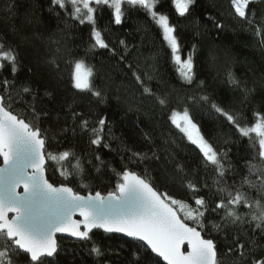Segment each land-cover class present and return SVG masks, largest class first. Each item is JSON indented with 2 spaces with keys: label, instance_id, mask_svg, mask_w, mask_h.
I'll return each mask as SVG.
<instances>
[{
  "label": "trees",
  "instance_id": "16d2710c",
  "mask_svg": "<svg viewBox=\"0 0 264 264\" xmlns=\"http://www.w3.org/2000/svg\"><path fill=\"white\" fill-rule=\"evenodd\" d=\"M250 8L258 14L264 13V3L257 2ZM52 9L50 0H0V45L3 46L0 51L14 50L19 60L14 76L11 68L6 66L0 70V79H14L16 92L24 86L31 88L32 94H24L23 99L32 103L34 96L36 110L48 113L37 122L46 132L47 151L57 155L63 151L72 153L66 161L48 163L46 174L51 183L71 186L82 195L96 191L107 195L117 182L111 168L119 171L127 164L147 179L154 180L160 191L188 200L194 206L187 181L201 188L200 195L208 196L210 193L203 184L207 182L214 192L216 174L212 167H205L199 149L169 120L172 111L187 108L201 134L218 151L228 152L234 169L226 173V179L229 185L239 187L240 178L247 175L244 161L255 150L249 149L248 138L241 137L233 125L211 109L210 104L214 102L233 114L240 113L241 124L249 126L254 123L257 112L264 113V46L259 43L260 38L235 16L230 0H197L192 15L187 18L179 16L172 0H160L157 5L156 10L168 15L169 22L177 27L181 53L193 55L195 80L192 84L181 79L160 27L146 10L124 6L125 18L117 25L113 9L107 6L100 9L96 27L109 43V49H100L91 48L94 43L92 25L73 20L69 15L70 6L68 12ZM208 15L225 25L222 32H217L205 19ZM197 19L200 20L199 34L193 27V21ZM120 40L128 45L127 53L119 44ZM193 45H196L195 49ZM121 55L126 56L124 61L119 59ZM53 59L56 63H49ZM77 59H83L93 69V84L107 94L105 103H98L89 92L73 88L71 74ZM4 63L7 65L6 61ZM129 64L133 65V70L137 65L141 69L149 64L155 66V78L147 84L156 96L167 100L166 105H160L155 97L142 94ZM229 72L241 82L239 88L229 82ZM200 81H203L202 85ZM245 85L254 91L246 102H242L241 89ZM204 95L209 97V102L199 99ZM125 100L128 103H124ZM129 103L139 111H129ZM13 108L28 121L32 120L25 104L18 102ZM73 110L90 121L106 117L111 122L114 139L107 141L110 148L90 145L89 134L82 133L79 128L75 134L62 131L74 126ZM125 147L148 153L150 157L156 152L160 159L129 163ZM97 155L111 168H101L97 172ZM76 157L80 158L83 173L76 170ZM121 157H124L123 161ZM176 163L184 166L187 180L174 172ZM62 171L72 174L65 177L61 175ZM250 178L257 184L260 182L258 174ZM242 190L256 196L255 189L249 190L247 185ZM216 239L223 249L222 234ZM58 242L66 250L57 258L59 264H131L140 243L100 230L94 231L88 244L65 238ZM93 243L101 247L102 256L89 254ZM261 243L264 245V240ZM225 264H231V261Z\"/></svg>",
  "mask_w": 264,
  "mask_h": 264
},
{
  "label": "snow or ice",
  "instance_id": "6c2138e0",
  "mask_svg": "<svg viewBox=\"0 0 264 264\" xmlns=\"http://www.w3.org/2000/svg\"><path fill=\"white\" fill-rule=\"evenodd\" d=\"M257 2L264 3V0H230L235 16L260 38L259 43L264 46V13L258 14L250 8ZM158 3L160 0H50L52 10L68 12L70 6L69 15L73 20L92 25L94 43L91 48L100 49H109V43L96 27L100 9L104 6L113 9L114 23L117 25L125 18L124 6L146 10L162 29L163 40L171 50L172 61L181 79L192 84L195 80L193 55L189 53L182 58L177 27L169 22L168 15L156 10ZM172 3L179 16L187 18L192 15L197 0H172ZM56 15L59 17L60 12L57 11ZM205 19L217 32L224 30L225 25L216 17L208 15ZM193 27L199 34V19L193 21ZM119 44L127 53L126 42L120 40ZM195 48L196 45H193ZM112 52L116 54L115 50ZM119 59L124 61L126 56L121 55ZM18 63V54L14 50L0 51V70L8 66L14 76ZM49 63L56 61L53 59ZM128 68L143 95L155 97L160 105H166L167 100L156 96L147 84L155 78L154 65H146L143 69L137 65L133 70V65L129 64ZM92 77L93 69L83 59L74 61L71 74L73 88L89 92L98 103H105L107 94L94 86ZM228 79L232 85L240 87L241 82L231 72ZM202 84L203 81H200ZM241 91L242 102H246L254 89L245 85ZM24 94L31 95V88L24 86L20 92H16L14 79H0V158L4 165L0 167V264H59L57 258L66 250L57 240L58 233L67 234L81 244H88L92 241L94 230L124 234L141 242L137 244L134 253L136 259L131 264H159L157 258H162L166 264H225L226 261H231V264H264V245L261 243L264 240V113L257 112L254 123L249 126L247 123L241 124L240 113L233 114L214 102L210 104L211 109L233 125L241 137L248 138L249 149L255 150L244 161L247 175L242 176L239 187L234 188L226 179V173L234 169L228 152L218 151L201 134L187 108L171 112V124L197 146L205 167H212L216 174L214 192L207 182L203 184V188L210 193L208 196L200 195L201 188L187 181L186 187L193 193V206L188 200L160 191L154 180L147 179L146 175L139 174L127 164L119 171L111 168L99 155L95 156L97 172L101 168H111L117 181L114 190L106 196L100 191L81 195L64 184L54 186L46 176L48 163L66 161L72 153L63 151L57 155L47 151L46 132L37 122L47 117L48 113L38 112L35 97L29 103L23 99ZM199 99L209 102L207 95ZM18 102L25 104L30 111L31 121L15 112L13 105ZM128 110L139 111V108L134 109L129 103ZM71 120L74 126L65 127L63 132L75 134L79 128L82 133L89 134L90 145L110 148L107 141L114 139V136L111 122L106 117L90 121L73 110ZM124 151L128 153L129 163L160 159L156 152L150 157L148 153L127 147ZM75 160L76 170L83 173L80 158L76 157ZM174 172L187 180L182 164L176 163ZM71 174L61 172L65 177ZM257 174L260 180L258 184L250 178ZM245 185L249 190L255 189V197L251 191L242 190ZM21 187L23 191H18ZM77 216L79 218H74ZM221 234L225 242L223 249L216 239ZM89 254L100 257L103 251L93 243Z\"/></svg>",
  "mask_w": 264,
  "mask_h": 264
},
{
  "label": "water",
  "instance_id": "95a60500",
  "mask_svg": "<svg viewBox=\"0 0 264 264\" xmlns=\"http://www.w3.org/2000/svg\"><path fill=\"white\" fill-rule=\"evenodd\" d=\"M3 166H4V165H3L2 158H0V167H3ZM46 176H47V174H46ZM49 182H50V181H49ZM54 186H55V185H54ZM17 190H18V191H23L22 187L19 188V189H17ZM81 195H82V194H81ZM105 196H106V195H105ZM74 218H79V217L77 216V217H74ZM94 231H98V230H94ZM100 231H102V230H100ZM102 232H103V231H102ZM105 234H115V235H120V236H123L124 238L130 239V240H133L132 238L126 237L124 234H119V233H105ZM60 238H65V239H70V240L75 241L73 238L68 237L67 234H60V233H58V234H57V240L60 239ZM140 243H141V242H140ZM153 255H155V254H153ZM158 259L161 260V262H162L163 264H166V262L163 261L162 258H158Z\"/></svg>",
  "mask_w": 264,
  "mask_h": 264
},
{
  "label": "rangeland",
  "instance_id": "374dc122",
  "mask_svg": "<svg viewBox=\"0 0 264 264\" xmlns=\"http://www.w3.org/2000/svg\"><path fill=\"white\" fill-rule=\"evenodd\" d=\"M175 6V5H174ZM159 26V25H158ZM161 31H162V29H161ZM163 33V32H162ZM181 56H182V58H186V56H184L182 53H181ZM186 137V136H185ZM188 140V139H187ZM189 141V140H188ZM190 142V141H189ZM191 143V142H190ZM194 145V144H193ZM196 146V145H195ZM197 147V146H196Z\"/></svg>",
  "mask_w": 264,
  "mask_h": 264
}]
</instances>
